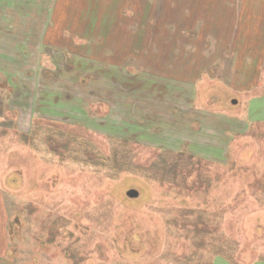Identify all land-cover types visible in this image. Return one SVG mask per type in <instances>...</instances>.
Returning a JSON list of instances; mask_svg holds the SVG:
<instances>
[{
  "label": "rangeland",
  "instance_id": "374dc122",
  "mask_svg": "<svg viewBox=\"0 0 264 264\" xmlns=\"http://www.w3.org/2000/svg\"><path fill=\"white\" fill-rule=\"evenodd\" d=\"M226 2L37 0L36 48L17 43L0 75V239L15 264H264V15L238 20L240 0L214 13ZM219 40L238 54L231 75L208 56ZM24 57L33 80L11 68ZM95 63L115 83L95 84ZM59 129L106 158L126 140L139 165L163 150L200 164L184 184L97 170Z\"/></svg>",
  "mask_w": 264,
  "mask_h": 264
},
{
  "label": "crops",
  "instance_id": "0c3cea01",
  "mask_svg": "<svg viewBox=\"0 0 264 264\" xmlns=\"http://www.w3.org/2000/svg\"><path fill=\"white\" fill-rule=\"evenodd\" d=\"M37 0H0V75H4L5 73L9 74L10 71H6L8 70L9 65L5 64V56L7 54V57L15 58L17 57V55L13 54L12 55V51H14L13 53H18L15 52L16 50L14 48L17 47V43L19 44L20 42H23V44H27L28 49H29V53H31L32 49L36 48L37 45V21L38 19L41 20H45L47 17L42 15L38 18L37 15V6H36ZM229 0H227L226 3L220 5L219 8L215 9L216 12H214V4H211L210 8L214 13H217L223 16V14H225V17H227V13H229ZM207 12V9H206ZM237 19L238 20H254V18L264 15V0H240V8L237 9ZM49 17L48 20L51 19L52 17V13L49 11ZM47 20V19H46ZM49 27V23L47 25V27L44 28V30H48ZM253 33V32H252ZM44 34V33H43ZM251 34V33H250ZM220 33H208V35H206L209 39H213L212 37H216V39H219L217 36H219ZM21 36H23V40L21 39ZM44 36V35H43ZM245 36V35H244ZM218 41V40H217ZM246 41V40H245ZM240 45V44H239ZM221 42L219 40V44H218V49L213 52L210 53L209 51L207 53H209V57L210 59H213L214 62L218 61V64L220 65V67L222 69H226V67L228 68L227 70L230 72L228 73V75H231V73L233 74V70L235 69V67H237L238 64V57H237V52L234 51L233 49H225L227 47L221 46ZM241 47H243V45H240ZM20 51V50H19ZM264 51V49L262 50ZM260 51V52H262ZM7 52V53H6ZM21 52V51H20ZM19 54V53H18ZM24 54H25V50H24ZM26 56V55H24ZM225 56L226 57H231L232 61L228 62V63H224L220 60V58H223ZM31 57V55H29V58ZM261 59V58H260ZM13 60V61H14ZM141 60V59H140ZM248 60L250 61V59L248 58ZM15 62L17 64H15ZM250 63V62H249ZM252 63V61H251ZM98 67V70L100 68L105 69L104 71H100V74L98 75V78H96V80H94L95 84H101V85H105L108 83H104L102 81V79H110L113 80L114 83L116 81V79L114 80L115 77L108 75V73H115L116 70L112 69L109 65L105 66L103 64H97L95 63ZM194 65V64H193ZM192 65V67H193ZM214 64H211V66H213ZM218 65V67H219ZM128 66V65H126ZM36 67V62L35 59L31 60V59H26L24 57V61L21 64L20 60L19 61H14L12 64V69L14 70V72L16 71L18 74V76H22V78L24 79H28V80H33V78H28V72L31 69H34ZM111 69H110V68ZM113 68H119L120 73H124L128 76V70L124 69V67L122 65L119 66H113ZM112 70V71H111ZM205 70V67L203 69V72ZM83 73V72H82ZM84 74V73H83ZM107 78H104L106 77ZM132 76H134L132 74ZM132 76L130 78V82L132 79ZM85 77V75L83 76V78ZM124 78V77H123ZM151 78V77H149ZM128 78H124V82L123 83H128L129 81L127 80ZM152 79V78H151ZM169 79V78H168ZM175 79V77H174ZM231 79V77L229 78ZM27 80V81H28ZM177 80V81H176ZM242 82H245L246 77H242L240 79ZM118 81V80H117ZM176 84L180 85L181 88L179 87V90L182 89V86H189L192 85L193 82H190L189 80H186L183 78L181 79L180 76H178L177 79H175ZM133 82V81H132ZM135 82V81H134ZM236 84L233 83L231 81V84H229V87L231 89H235L233 88V86H235ZM109 89L112 86H108ZM254 86L250 85L248 87H243L240 86L239 89H237V91H239L240 93L242 92H250L253 89ZM257 87V86H256ZM254 87V88H256ZM127 89V88H125ZM112 93L109 92L108 95H116V87H113L112 89ZM174 92V91H173ZM180 92V91H179ZM234 91L231 93L230 97H233ZM174 94L177 95H172L171 99H174V101L179 99L180 102H182V100H184L185 98H189L192 99L196 102L197 99V95H182V97H180V95H178V93L174 92ZM129 98H127L126 101H128ZM232 99V98H231ZM178 100V102H179ZM209 100V99H208ZM130 101V100H129ZM131 102V101H130ZM175 123V121H174ZM0 264H15L16 262L11 258V254H10V240L8 241V238L4 241V238L0 239Z\"/></svg>",
  "mask_w": 264,
  "mask_h": 264
},
{
  "label": "trees",
  "instance_id": "16d2710c",
  "mask_svg": "<svg viewBox=\"0 0 264 264\" xmlns=\"http://www.w3.org/2000/svg\"><path fill=\"white\" fill-rule=\"evenodd\" d=\"M132 83L135 84V82ZM129 99L128 101H125L123 105L126 109H132V101L129 102ZM58 132L61 133L59 135L60 137H63L67 140L65 142V146L71 147V145H79V151H81V149L93 151V153H95L94 156L97 157L94 159L88 158L86 161L87 163H85L86 165L96 167L97 170H99L100 168L109 169L108 167H110L114 173H135L145 175L147 178L157 181L159 183L173 182L184 184L186 182L185 178H187V176L190 175L192 172H195L194 170L200 164V162L197 161L192 155H186L185 153H177L171 150H163L156 158V160L153 161L150 165H139L133 160L132 150L130 149V146L126 140L123 141L122 147L124 153L121 154L120 152L115 151L112 158H106L99 153L97 154L95 147L91 143L87 142L82 136L63 130L60 131V129L58 130ZM198 219L200 220V218ZM193 226L195 236H197V234H203V231H201L199 228H195L194 224Z\"/></svg>",
  "mask_w": 264,
  "mask_h": 264
},
{
  "label": "water",
  "instance_id": "95a60500",
  "mask_svg": "<svg viewBox=\"0 0 264 264\" xmlns=\"http://www.w3.org/2000/svg\"><path fill=\"white\" fill-rule=\"evenodd\" d=\"M237 102L235 101L234 102V104H236ZM127 196L129 197V198H137L138 196H139V193H138V191H136V190H130L129 192H128V194H127Z\"/></svg>",
  "mask_w": 264,
  "mask_h": 264
},
{
  "label": "flooded vegetation",
  "instance_id": "af4514ba",
  "mask_svg": "<svg viewBox=\"0 0 264 264\" xmlns=\"http://www.w3.org/2000/svg\"><path fill=\"white\" fill-rule=\"evenodd\" d=\"M84 78H86V77H84ZM92 83H93V81H92Z\"/></svg>",
  "mask_w": 264,
  "mask_h": 264
}]
</instances>
